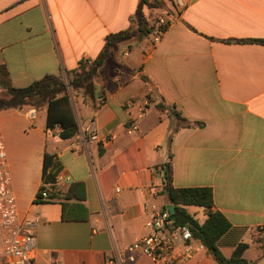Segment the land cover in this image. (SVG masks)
I'll use <instances>...</instances> for the list:
<instances>
[{"label":"crops","instance_id":"1","mask_svg":"<svg viewBox=\"0 0 264 264\" xmlns=\"http://www.w3.org/2000/svg\"><path fill=\"white\" fill-rule=\"evenodd\" d=\"M139 1L0 0V94L94 60L108 35L136 29ZM168 2L160 41L137 37L140 54L123 53L134 68L107 60L101 104L73 92L72 139L46 130L43 109L0 112L19 218L40 220L34 264L124 257L152 213L169 206L164 168L175 189H212V209L231 225L218 245L225 258L243 244L247 262L264 264V45L251 42L264 41V0H184L180 9ZM45 154L54 185L50 198L36 200ZM78 183L86 217L67 209L77 220L63 221L60 195ZM196 209L186 208L201 224ZM135 257L125 264H154ZM184 264L216 263L203 247Z\"/></svg>","mask_w":264,"mask_h":264},{"label":"trees","instance_id":"2","mask_svg":"<svg viewBox=\"0 0 264 264\" xmlns=\"http://www.w3.org/2000/svg\"><path fill=\"white\" fill-rule=\"evenodd\" d=\"M143 7L153 8L151 0H140L135 12L136 29L110 34L105 38L104 46L97 57L92 61H80L78 67L65 76L46 75L24 88H8L0 94V112L45 110L46 130L58 129L57 137L60 140H70L76 136L78 125L72 108L69 91L80 93L82 98L94 104L97 97V83L104 80V67L110 58L112 48L125 40H142L150 34L148 18L143 13ZM155 8V7H154ZM264 45L263 40L251 41ZM102 95V94H100ZM53 159L45 154L42 169L43 185L41 190L48 191V198L52 195L54 178L50 174ZM161 195L169 206L174 208L175 226H186L193 239L199 242L206 250L207 255L216 264H252L247 262L242 254L246 248L240 244L230 258H225L219 250V241L231 229L230 223L218 211L213 208V192L209 187L175 189L172 186L171 172L169 168L163 170V186ZM62 199V220H77L66 215L65 211L72 210L83 212L84 220L86 209L82 205L84 200V187L81 183L72 184L68 191L60 195ZM36 200L41 199L37 195ZM46 200V199H45ZM198 207L206 211V219L203 223L197 222L190 215L187 207ZM165 209V208H164Z\"/></svg>","mask_w":264,"mask_h":264},{"label":"built area","instance_id":"3","mask_svg":"<svg viewBox=\"0 0 264 264\" xmlns=\"http://www.w3.org/2000/svg\"><path fill=\"white\" fill-rule=\"evenodd\" d=\"M172 3L177 9L184 7V0H172ZM167 25L168 21L162 19L151 29L153 44L160 41ZM101 102L100 98L95 100L97 105ZM89 141L97 142L96 134H91ZM6 160L0 127V264H34V229L40 220L38 217L26 220L19 218ZM38 195L41 199H47L48 191L40 190ZM145 228L147 233L126 247L124 257L118 254L106 264L134 263L136 253L154 264H184L197 250L203 248L193 239L186 226L174 225L167 209L154 211L145 223Z\"/></svg>","mask_w":264,"mask_h":264},{"label":"rangeland","instance_id":"4","mask_svg":"<svg viewBox=\"0 0 264 264\" xmlns=\"http://www.w3.org/2000/svg\"><path fill=\"white\" fill-rule=\"evenodd\" d=\"M153 3V8L149 9V11H147V18L150 24V30L152 28H155L160 20H164L166 21V17L164 16L165 13H169V9H172L171 4L168 2V0H152ZM155 7V8H154ZM151 40L150 35H147V41L149 43V41ZM140 42H137L135 40L129 39V40H125L122 41L118 44H116L112 49L113 50V54H111V59L114 62L115 59L118 60V62H123L125 64H128L129 67L134 68V65H131V60H132V55L130 56V59H126L123 56V53L126 52H133L135 51L136 54H140V48L144 43L139 44ZM141 45V46H140ZM140 68V67H139ZM139 68L137 70H139ZM75 95H79L80 93H74ZM69 96H70V100H71V104L73 105V92L69 91ZM196 211H198V214H196L198 221H203L205 220V215H203V209L202 208H198L196 209Z\"/></svg>","mask_w":264,"mask_h":264},{"label":"water","instance_id":"5","mask_svg":"<svg viewBox=\"0 0 264 264\" xmlns=\"http://www.w3.org/2000/svg\"><path fill=\"white\" fill-rule=\"evenodd\" d=\"M167 210H168L169 213L172 215V220L175 221L176 218H175V216H174V208H173V206H168V207H167Z\"/></svg>","mask_w":264,"mask_h":264}]
</instances>
